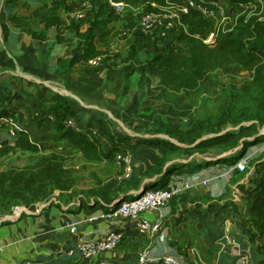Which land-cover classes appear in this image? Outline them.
Listing matches in <instances>:
<instances>
[{
    "label": "rangeland",
    "instance_id": "rangeland-1",
    "mask_svg": "<svg viewBox=\"0 0 264 264\" xmlns=\"http://www.w3.org/2000/svg\"><path fill=\"white\" fill-rule=\"evenodd\" d=\"M8 1L0 0V27L5 19L1 12ZM37 1L18 0L13 11L24 9L32 17H36ZM50 1L52 0L41 2ZM219 2L221 8L219 12L222 15L219 14L218 23L230 28L232 23L227 12L228 0ZM223 16H228L230 21L221 19ZM139 19V16L127 11L116 28L120 30L128 27L133 30L135 36L139 37L137 51L131 48L132 43H127L123 51L111 45L103 46V55L112 61L102 62L99 66L91 68L78 66L73 78L68 80L60 76V70L55 62L58 57H71L83 50L82 41L72 31L63 38V43H57L56 37H53L48 45H41L36 51L32 46L30 47L32 38L22 35L23 39L17 50L13 52L5 50L2 55L5 66L0 67V72L6 71L18 76V81L11 90L13 93L23 90L24 96L20 112L13 117L14 128L16 132L22 126L27 128L33 139L41 142L42 150L39 154L12 151L0 159V172L10 168L23 169L51 152H56L64 160L65 167L73 172L74 188L73 193L71 191L61 194L56 191L46 201L29 208L23 203H17L9 209L2 208L0 223H6L8 219L22 211H35L37 206L39 210L40 204L44 205L43 210L54 206L71 209L77 207L82 200H94L91 191H112L114 187L131 189L133 182H129L130 178L136 175L145 178L143 173L153 168L156 161L164 154L162 148L144 143L148 140L168 138L165 132L168 126L188 129L198 121L215 122L217 117L226 112L230 106L235 109L250 105L254 107L255 104L250 97L241 92V87L252 81L250 74L234 68L207 71L201 78L202 89L191 95L174 89L163 94L158 87L150 88L146 92L143 87L150 82V75L156 72L155 65L147 59L162 56L163 53L151 39L139 34L136 29ZM86 28L87 23L82 24L81 30L85 31ZM0 44L6 46L1 30ZM9 82L0 81V85ZM51 93L59 94L68 100L71 108L68 113L69 120L65 121H73L76 128L82 131L86 130L88 125L92 126L93 133L103 140L105 146H110V140L107 138L109 133L115 135L118 142L125 140L126 137L130 138L122 145L123 155L113 162H89L79 152L62 147L59 141L60 133L57 131L59 121L49 114L48 110ZM238 129L239 127L228 125L223 128L221 134L234 133ZM259 134L264 135V126ZM211 137L214 135H205L203 139ZM243 150L241 141L236 147H232L231 144H220L203 153L190 151L170 155L168 166H184L193 160H202L201 167L193 165L185 167L190 170L187 174L191 176L187 179L185 176V182L190 184L196 182L200 185L208 181L209 186L201 189L197 197L191 196L192 199H189L188 196H184L183 199L187 203L183 204L184 202L179 200L174 205L176 210H171L173 204L163 210L164 226L168 227L169 233L164 242H160L159 237L145 238L139 242L133 238V242H125L115 249V252L121 253V259H117V264L131 262V258L127 260L124 258L123 252H132L131 260L135 261L134 258L140 253L153 249L151 244L156 243L161 248L167 245L166 250L173 248L169 246L172 244L179 251L180 246H185L186 240L187 246L192 245L190 251L195 249L199 252L203 264H220L224 254L230 258H237L235 263L245 256L248 264H253L250 261L249 251L242 250L239 245V239L246 242L248 240V232L246 233V227L242 222L246 203L242 198L240 186L248 185L249 178L255 173L254 164L264 161V142L250 146L244 158L238 162L229 160L238 156ZM211 161L224 162L212 164ZM241 161L246 163V171L239 172L236 168ZM178 174L180 173L175 174L171 181L176 180ZM155 179L159 180L156 177ZM161 186L162 184H158L156 187L148 188L147 191L150 192ZM136 193L135 190H129V194ZM132 199L131 195L126 198L129 202ZM97 207L99 209L100 205ZM180 216L188 217L186 225L172 230L171 217ZM243 240L242 242L246 243ZM219 251H222V254H218ZM190 258L189 260L193 261V257Z\"/></svg>",
    "mask_w": 264,
    "mask_h": 264
},
{
    "label": "trees",
    "instance_id": "trees-1",
    "mask_svg": "<svg viewBox=\"0 0 264 264\" xmlns=\"http://www.w3.org/2000/svg\"><path fill=\"white\" fill-rule=\"evenodd\" d=\"M17 1L9 0L6 2V6L17 3ZM118 1L156 11L166 6L167 3L183 5L188 2V0ZM152 4H155L156 7H153ZM68 10L67 0H52L43 4L39 8L38 24L40 28H35L31 24L32 17L30 16H18L13 13L14 11L7 15L8 21L16 28H24L27 35L40 43L47 41L49 31L53 28L57 32V43L64 42L63 38L67 36L64 35L66 31H72L80 38L83 50L71 57H58L55 62L60 70V76L67 80L71 78L77 65L89 64L91 60L103 56L102 47L114 42L118 32L117 25L122 20L108 5L101 4L94 8L86 30L82 31V24L69 26L65 23L62 13ZM227 12H229L228 15L232 23L230 28L205 18L196 9H191L189 15L183 20L185 31L177 35L165 47L161 48L157 43H154L163 55L154 56L147 61L157 68L155 82L163 94H166L170 89L182 91L186 95L201 90L203 87L201 78L209 70L234 68L249 73L252 81L244 84L241 87V92L250 97L255 104L254 107L250 105L242 109H235L230 106L226 112L217 117L215 122L198 121L188 129L168 126L165 130L168 138L148 140L144 143L160 147L164 151L163 156L156 161L154 167L143 173L145 178L139 175L132 176L129 180V182H133L131 189L114 187L112 191H91L90 194L94 196V200H82L80 202L82 207L95 208L100 205V208L106 209L109 213L114 212L119 208L123 197L128 195L134 197V194H129V190H135L138 193L142 187H146L147 190L150 187H155L157 183L166 188L175 174L187 171L185 167L202 166V160L198 159L184 166H168L170 155L176 152L199 151L203 153L220 144H231L232 147H236L242 141L244 150L238 156L229 159L238 162L244 158L250 146L264 142V135L259 134L264 126V0H228ZM7 18L4 19L0 27L5 45L9 42L10 35L6 24ZM211 34H215L213 46L204 42ZM131 48L137 51L135 45ZM135 53L138 57L137 52ZM22 81L25 83L24 80ZM1 88L3 89V86L0 85ZM4 89L10 93L4 101L6 106H0V118L14 117L23 106V90L13 93L9 88L5 87ZM48 102L50 104L49 114L59 121L57 131L60 133L59 141L62 147L79 152L89 162H113L123 155L122 145L127 143L130 138L126 137L125 140L118 142L115 135L109 133L106 136L110 140V146H105L103 140L93 133L92 126L88 125V128L82 131L66 125L67 121L65 120H69L68 113L71 108L68 100L59 94L51 93ZM246 123L248 125H245ZM228 125L239 127V129L234 133L221 134L223 128ZM205 135H214V137L203 139ZM0 137L3 138L0 142V159L14 150L31 154L41 153L40 143L32 139L26 129L19 130L15 137L2 129ZM222 162L224 161H211L212 164ZM254 167L255 173L249 178L248 185L240 186L242 198L246 203L242 222L248 230V240L246 242L239 239V245L242 250L249 251L250 261L253 264H264V161L255 163ZM73 188V172L65 167L64 160L59 154L51 152L38 162L27 165L23 169L10 168L0 172V210L2 208L9 209L17 203H23L29 208L46 201L56 191L61 194L71 191L73 193ZM183 198V195L174 197L171 202L173 211L177 209L174 205L179 200L184 202L183 204L187 203ZM113 202V206L105 204ZM172 217V230L185 226L188 221L187 216ZM185 242V246H180L179 251L189 256L188 250L192 245L187 246V240ZM80 258L82 257L78 253L73 256L64 254L50 264H72L73 261ZM60 259L63 260L59 262ZM235 260L237 258H230L224 254L220 264H235ZM101 263L105 264L103 261L96 264Z\"/></svg>",
    "mask_w": 264,
    "mask_h": 264
},
{
    "label": "built area",
    "instance_id": "built-area-1",
    "mask_svg": "<svg viewBox=\"0 0 264 264\" xmlns=\"http://www.w3.org/2000/svg\"><path fill=\"white\" fill-rule=\"evenodd\" d=\"M69 10L62 13V18L67 25L84 24L91 20L92 11L95 7L106 4L108 5L116 15L123 18L127 11H131L135 16H139V22L137 23V30L140 35L149 38L152 42L157 43L158 46L165 47L170 44L174 38L185 31L184 18L189 15L191 9H196L202 13V15L210 20L218 23L220 18V2L217 0H188L183 5H175L167 3L166 6L156 10H151L145 7H134L125 2L118 0H67ZM156 7L155 4H152ZM222 15V14H220ZM133 19V16H131ZM221 19L224 21H230L228 16H223ZM222 20V21H223ZM126 34L123 31H118L116 40L122 41ZM215 34H211L210 37L205 40V44L214 45ZM102 57L95 58L89 62L93 67L99 66L102 61ZM67 126L70 128H76V124L73 121H68ZM15 124L13 117L0 118V130H6L12 137H15L17 132L15 130ZM239 172L246 171V163L241 161L236 165ZM209 186L208 181H204L200 184V187L206 188ZM156 187V186H155ZM193 188L190 183L184 182L181 185H173L172 187H160L150 192L146 189L142 194L136 193L133 199L129 202L126 199L121 201L119 208L107 213L105 218L107 220H114L117 218L130 219L133 222L136 235L146 236L149 238H156L160 242H164L168 237V227L164 226V214L163 210L168 208L173 201L174 197L181 196L189 192ZM41 205L40 212L44 209V205ZM25 212H28L27 210ZM36 213L37 209L34 211ZM157 213V219H150L148 214ZM81 221L76 217L68 218L65 221V228L71 234H77ZM126 234L124 231H115L107 233L101 240H81L75 247L67 251L68 256H73L75 253L86 261H93L102 257L108 252H113L120 247ZM164 244V243H162ZM190 256L193 257V261ZM139 264H203L200 259V254L197 250L190 251L189 256L179 252L175 247L165 251L161 256H157L153 251H144L137 257ZM247 257L235 264H248ZM18 264H36L35 262H25Z\"/></svg>",
    "mask_w": 264,
    "mask_h": 264
},
{
    "label": "crops",
    "instance_id": "crops-1",
    "mask_svg": "<svg viewBox=\"0 0 264 264\" xmlns=\"http://www.w3.org/2000/svg\"><path fill=\"white\" fill-rule=\"evenodd\" d=\"M42 0H38L35 5L38 8V14L36 17H32V15L28 14L24 9L17 11L14 10L13 13L17 14L18 16H30L32 17V25H34L35 28H40L38 24V16H39V8L45 4L41 2ZM17 3H11L10 5L6 6L4 10L1 12L3 15L2 17L7 18V15L9 12L13 11V8L16 7ZM26 13V14H25ZM121 22V21H120ZM6 24L10 30L9 35V42L6 44V46H3L0 44V67H4V58L3 54L5 50L7 51H14L17 50L23 37L22 35H27L25 32V29H18L16 28L11 22L8 21V18L6 20ZM118 31H123L126 36L122 41H116L114 39V42L108 46H113L115 49H122L127 43H132L131 46L135 45L136 48L139 45V37H136L133 30L128 27L120 28ZM69 31H66L64 35H67ZM56 29L53 28L49 31L48 39L44 43H40L38 41H35L33 39L32 43L30 44V47L32 46L33 50L36 51V48H40L41 45H48L49 42L52 41L53 37H56ZM29 36V35H28ZM119 50V51H120ZM143 56H141L142 58ZM52 59V58H51ZM50 60V59H49ZM105 60V61H104ZM109 61H112L111 59H107L105 55L102 57L101 63H108ZM78 66H86L88 68H91L90 64H79L75 67L71 78H73L76 69ZM156 68V67H155ZM157 71V68H156ZM155 76L156 72L150 75V82H147V85L143 87V89L147 92L150 88L158 87V84L155 82ZM13 77V78H12ZM20 79V78H19ZM0 81H10L8 84H4V88L12 89L16 81H18V76H15L13 74H10L6 71L0 72ZM161 89V88H160ZM171 90V89H170ZM175 90V89H174ZM9 91L6 89H0V106H6L4 101L6 100L7 96L9 95ZM26 129L24 126L20 127L19 130ZM33 139V137L31 136ZM3 138L0 139V142ZM38 141V140H37ZM39 142V141H38ZM40 146H41V142ZM178 178L176 180H172L169 186L172 187L173 185H180L182 182H185L187 178L191 177L187 171H180L178 172ZM186 176V179H185ZM196 181V180H195ZM193 188L183 194V196H188L189 199L191 196H198L201 193L202 187L196 182L192 183ZM146 188V187H145ZM182 196V195H181ZM96 204V203H93ZM108 206H113V203H105ZM38 206L36 207V209ZM89 208L87 206L82 207L81 203L77 207H72L71 209H65V208H57L56 206L50 207L48 210H42L40 212V209H37L36 213L33 211L25 212L22 214V216L15 220V221H9L6 222L7 224L0 223V264H18V263H25V262H35L36 264H50L52 261H55L58 257H62L64 254L67 253L68 250L75 247L76 244L81 240H93L98 241L101 240L107 233L115 232V231H124L126 234L125 242H133V238L136 239V241H140L143 239H148L149 237L145 236H135V228L133 226V222L130 219L125 218H117L114 220H107L105 218V215L109 213L104 208ZM172 210V209H171ZM181 211V210H180ZM195 211V210H194ZM196 212V211H195ZM21 212L17 215L19 216ZM159 214L151 213L148 214L147 217L150 219H157ZM32 217V218H30ZM76 217L81 221V225L79 226V231L77 234H71L66 228H65V221L68 218ZM167 221V219H166ZM165 222V219H164ZM246 233L248 230H245ZM163 245V244H162ZM153 246V253L157 256H161L165 253L167 249V245H163L164 247L161 248V246H157V244H151ZM169 246L175 247L174 245L170 244ZM155 247V248H154ZM125 254L124 258L132 259L133 253H127L123 252ZM222 254V251H219L218 254ZM121 254V253H120ZM119 253L113 251L108 252L105 255H103L100 258H97L93 261H86L83 258H80L77 261H73L72 264H96L99 262H105V264H117L118 260L121 256ZM188 254H190V250H188ZM56 257V258H55ZM55 258V259H54ZM121 259V258H120ZM131 262H128L126 264H139L137 257L135 261L131 260ZM63 259H60L62 261ZM58 263V262H57ZM103 264V263H101Z\"/></svg>",
    "mask_w": 264,
    "mask_h": 264
},
{
    "label": "water",
    "instance_id": "water-1",
    "mask_svg": "<svg viewBox=\"0 0 264 264\" xmlns=\"http://www.w3.org/2000/svg\"><path fill=\"white\" fill-rule=\"evenodd\" d=\"M158 185V183L157 184H155V186H157ZM146 188L145 187H143L142 188V190L140 191V194H142L143 192H144V190H145ZM128 197V196H127ZM127 197H124L123 199H126ZM24 211H22L21 212V214L19 215V216H13V217H11L10 219H8V221L7 222H11V221H15V220H17V219H19L21 216H22V213H23ZM3 223V222H2Z\"/></svg>",
    "mask_w": 264,
    "mask_h": 264
}]
</instances>
